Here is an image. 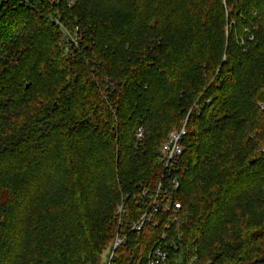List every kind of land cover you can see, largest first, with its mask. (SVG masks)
I'll list each match as a JSON object with an SVG mask.
<instances>
[{
	"label": "trees",
	"instance_id": "1",
	"mask_svg": "<svg viewBox=\"0 0 264 264\" xmlns=\"http://www.w3.org/2000/svg\"><path fill=\"white\" fill-rule=\"evenodd\" d=\"M28 1L0 4V264L107 260L115 208L137 220L136 185L191 110L179 236L197 264H264V0H62L73 55ZM161 232L112 263L144 261Z\"/></svg>",
	"mask_w": 264,
	"mask_h": 264
},
{
	"label": "built area",
	"instance_id": "2",
	"mask_svg": "<svg viewBox=\"0 0 264 264\" xmlns=\"http://www.w3.org/2000/svg\"><path fill=\"white\" fill-rule=\"evenodd\" d=\"M7 0H0V4ZM50 8L46 11L51 20L62 32V43L67 52L72 55L81 49L84 41L83 32L79 28L69 29L62 20L59 8L62 0H47ZM28 0L24 3L28 4ZM73 5L72 1L68 6ZM199 107H196L198 110ZM192 110L188 113L179 127L167 135L155 159V166L159 168L158 180L153 186L137 184L138 192L134 199L140 205V214L136 221L128 220V211L124 199L114 210L116 234L111 253L107 256L106 264H113V258L118 249L124 246L131 234H140L147 227L161 229V235L155 245L135 264H197V250L192 251L181 239L178 233V223L182 213V204L178 200L181 183L179 179L178 163L183 155L181 142L187 135V124ZM147 132L143 126L134 133L136 149L145 144ZM129 198V196H127Z\"/></svg>",
	"mask_w": 264,
	"mask_h": 264
},
{
	"label": "rangeland",
	"instance_id": "3",
	"mask_svg": "<svg viewBox=\"0 0 264 264\" xmlns=\"http://www.w3.org/2000/svg\"><path fill=\"white\" fill-rule=\"evenodd\" d=\"M241 41H240V44L242 45L243 44V42H244V36H241V39H240ZM198 106V104H195L193 107H192V109L193 108H195V110H196V107ZM106 263V257L104 256L103 258H101V264H105Z\"/></svg>",
	"mask_w": 264,
	"mask_h": 264
}]
</instances>
